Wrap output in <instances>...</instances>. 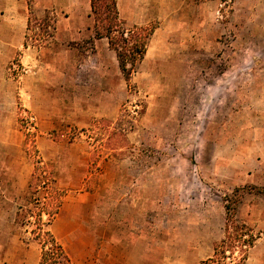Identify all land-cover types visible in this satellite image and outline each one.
I'll return each instance as SVG.
<instances>
[{
    "label": "rangeland",
    "instance_id": "obj_1",
    "mask_svg": "<svg viewBox=\"0 0 264 264\" xmlns=\"http://www.w3.org/2000/svg\"><path fill=\"white\" fill-rule=\"evenodd\" d=\"M28 3L25 45L44 44L55 17ZM202 3L170 53L129 65L127 88L117 75L116 100L1 50L0 264L41 255L47 230L72 264H116L110 228L130 241L129 264H200L228 211L258 235L248 264H264V0ZM52 187L70 203L56 227L67 244L52 226L61 208L40 215Z\"/></svg>",
    "mask_w": 264,
    "mask_h": 264
},
{
    "label": "crops",
    "instance_id": "obj_2",
    "mask_svg": "<svg viewBox=\"0 0 264 264\" xmlns=\"http://www.w3.org/2000/svg\"><path fill=\"white\" fill-rule=\"evenodd\" d=\"M114 1L120 18L128 27L148 26L154 22L158 24L150 38L145 56L140 61L141 68L150 60L162 58L166 51L170 53L171 45L174 44L172 38L178 36L181 31L183 16L191 7L205 4L195 0ZM28 2L29 0H0V53L5 49L12 55L20 52L24 62L37 66L42 72L51 69H68V75L71 78L69 83H72L74 87L80 85L96 87L95 93L98 95L103 94L105 99L112 97L116 100L117 84L119 83L120 88H127L128 80L122 73L117 52L112 48L109 38L96 36L97 26L92 12V0H31L36 12L50 13L55 17L53 32L46 43L41 45L35 43L25 45L30 32ZM4 6H11V12L8 7H5L8 8L7 13L3 12ZM86 42H89L90 49L85 47ZM118 74L123 76L118 78L117 83ZM40 75L38 73L35 76V83L40 81ZM46 83L47 80L44 84ZM87 95L86 100L95 99V94L93 97ZM81 198L82 196L79 195L71 201H79ZM68 204L70 203L65 201L60 206L61 210L52 224L54 233L63 244H67L72 237L69 232L57 234L56 227L65 217L64 212ZM64 224L66 225V222ZM116 234V231L110 228V236L107 240H102L103 243L109 244L108 256L112 257L110 261L115 259L116 264H129L132 256L128 258V255L133 250L130 241ZM213 253L214 248L213 252L207 256L210 257ZM79 256L91 255L88 253ZM93 256L97 254L94 252ZM41 257L42 254L32 258L26 256L22 264H39Z\"/></svg>",
    "mask_w": 264,
    "mask_h": 264
},
{
    "label": "trees",
    "instance_id": "obj_3",
    "mask_svg": "<svg viewBox=\"0 0 264 264\" xmlns=\"http://www.w3.org/2000/svg\"><path fill=\"white\" fill-rule=\"evenodd\" d=\"M195 1L199 3L208 0ZM219 1L227 8H231L236 2V0ZM92 12L96 18V36L109 38L112 48L117 52L120 68L128 80L133 71V67L129 65L134 66L136 62L144 58L150 38L158 24L128 27L120 18L114 0H92ZM41 169V166H37L34 180H40L43 174ZM51 189V193L55 194L52 201L56 200V203H48L49 210L42 211L41 216L43 212H46L54 217L61 206L63 192L55 187ZM46 235L47 239L43 241L44 249L39 264H72L63 246L50 230L46 231ZM257 239L258 235L245 221L238 220L228 211L224 238L215 244L213 255L202 260L200 264H248L250 251Z\"/></svg>",
    "mask_w": 264,
    "mask_h": 264
}]
</instances>
